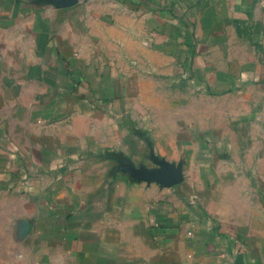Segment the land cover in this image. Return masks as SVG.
Masks as SVG:
<instances>
[{
	"label": "crops",
	"instance_id": "obj_1",
	"mask_svg": "<svg viewBox=\"0 0 264 264\" xmlns=\"http://www.w3.org/2000/svg\"><path fill=\"white\" fill-rule=\"evenodd\" d=\"M264 0H0V264H264Z\"/></svg>",
	"mask_w": 264,
	"mask_h": 264
},
{
	"label": "built area",
	"instance_id": "obj_2",
	"mask_svg": "<svg viewBox=\"0 0 264 264\" xmlns=\"http://www.w3.org/2000/svg\"><path fill=\"white\" fill-rule=\"evenodd\" d=\"M258 117L262 122H264V100L258 109Z\"/></svg>",
	"mask_w": 264,
	"mask_h": 264
}]
</instances>
